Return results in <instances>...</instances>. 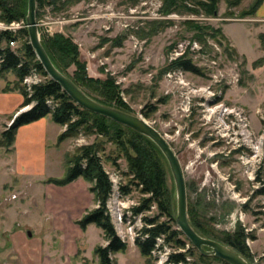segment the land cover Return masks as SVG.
Wrapping results in <instances>:
<instances>
[{
  "label": "rangeland",
  "instance_id": "1",
  "mask_svg": "<svg viewBox=\"0 0 264 264\" xmlns=\"http://www.w3.org/2000/svg\"><path fill=\"white\" fill-rule=\"evenodd\" d=\"M230 1L234 0H219L215 16L203 11L164 14L162 0H75L58 7L37 3V22L41 39L59 32L72 37L90 76L114 77L130 113L145 117L144 111L149 112L145 118L166 136L180 159L188 209L198 212L202 228L221 237L244 229L251 260L244 257L252 264H264V33L254 36L246 22L226 26L245 55L227 38L213 36L210 29V34L197 38L185 23L191 19L222 29L225 23L251 16L241 13L255 0H241L238 5ZM14 22L17 30L27 28L24 20ZM20 45L16 41L11 46ZM177 48L178 55L174 53ZM185 55L196 71L169 67ZM74 70L75 65L68 69L71 74ZM173 70L177 76L171 80L167 74ZM26 108H19V113ZM9 126L0 127V136ZM47 135L48 147L39 162L43 168L37 174L64 176L67 153L97 142L102 145L98 154L106 172L115 174L121 186L134 177L127 173L124 152L109 136L82 130L79 136L53 145ZM11 157V149L0 146V264H99L95 248L107 244L102 229L90 224L86 234L77 231V220L97 207L94 196L85 193L91 198L86 210L82 205L65 206L67 212L62 206L57 210L52 201L57 192L45 184L47 177L15 171L6 160ZM164 164L176 218L175 180L166 157ZM130 188L114 201L115 211L121 208L126 213L148 196L139 186ZM158 214L157 205L144 213ZM160 220L169 219L163 216ZM144 224L142 215L133 214L114 224L128 244L125 252L113 254L117 264H150L135 244ZM171 224L178 228L177 222ZM158 241L164 244L163 239ZM175 249L172 244L164 245L155 251L152 264H164ZM188 259L197 264H225L213 256L200 259L198 250Z\"/></svg>",
  "mask_w": 264,
  "mask_h": 264
},
{
  "label": "trees",
  "instance_id": "2",
  "mask_svg": "<svg viewBox=\"0 0 264 264\" xmlns=\"http://www.w3.org/2000/svg\"><path fill=\"white\" fill-rule=\"evenodd\" d=\"M240 1L234 0L229 3L238 5ZM74 2L75 0H37L39 5L48 4L56 7L58 5L67 6ZM262 2L263 0H255L249 9L241 13L242 17L254 15ZM218 3L219 0H162L160 11L164 14L203 11L207 15L215 16L218 12ZM0 11L1 21L7 23L26 21V0H0ZM185 23L196 31L197 38H202V34H210L207 31L210 29L213 36L219 35L224 40L226 39L221 28L206 27L191 19L186 20ZM261 36V39H264L263 34ZM11 41H20V47L13 48L10 45ZM42 42L57 67L88 95L105 105L131 112L129 105L121 96L122 89L114 77L107 76L103 79L89 75L86 62L80 59L79 46L71 36L59 32L54 36H43ZM0 59V77L5 78L8 72H13L16 76L14 81L7 82L3 90H19L24 96L21 108L32 104L30 109L17 114L12 124L1 133L0 146L12 147L19 127L48 115H51L55 123L66 126L58 137V144L79 136L82 130L86 133L96 131L109 136V139L118 144L128 160L129 172L127 173L134 175L129 180V184L121 186V193L128 194L131 191L130 185H135L141 187L143 193L148 194L137 206L132 207L133 216L142 215L145 223L140 229V234L135 238V244L141 255L152 264L156 258L155 251H161L164 245L172 244L176 249L168 253L164 264H197L196 261L190 262L188 259L189 256H195L197 249L180 229L173 228L171 224L176 222V218L172 214L171 196L167 187V172L164 164L165 157L160 148L149 137L138 131L77 104L63 90L60 83L48 76L30 44L26 27L17 31L0 30ZM71 65H75L72 74L68 71ZM169 67H182L187 71L198 69L191 59L186 58V55L173 61ZM34 71L38 72L43 79L32 86L30 93L23 80ZM144 115L147 118L150 117L149 112L144 111ZM101 150L102 145L96 142L78 147L73 154L67 153L64 176L50 177L46 182L64 186L82 178L90 184L89 190L94 196L97 207L86 210L85 214L77 220V224L84 231L90 224L101 228L107 244L98 245L95 248L99 264H117L113 254L125 252L128 244L116 231L108 212L107 201L112 193L113 184L98 154ZM153 205H157L159 214L153 217L144 215L146 211L152 209ZM188 213L192 226L201 235L221 241L251 260L250 249L246 244L247 234L244 229L227 233L226 236H217L202 228L198 220V212L193 207L188 209ZM163 216H167L169 220L161 221L160 218ZM159 238L163 239V245H160ZM189 244L190 247H187ZM211 256L221 259L215 255L206 256L199 252L200 259L204 260ZM224 263L229 264L226 261Z\"/></svg>",
  "mask_w": 264,
  "mask_h": 264
},
{
  "label": "water",
  "instance_id": "3",
  "mask_svg": "<svg viewBox=\"0 0 264 264\" xmlns=\"http://www.w3.org/2000/svg\"><path fill=\"white\" fill-rule=\"evenodd\" d=\"M26 22L30 44L37 58L48 73V76L60 83L63 90L67 92L77 104L91 112L108 117L138 131L149 137L160 148L169 163L175 180L177 198L176 222L178 229H180L190 242H192L193 246L203 255L218 256L229 264H252L231 246L216 239L201 235L192 226L188 214L187 184L184 169L177 153L166 136L144 116L129 113L97 101L57 67L41 39L37 22V0H28ZM29 235H31L30 232Z\"/></svg>",
  "mask_w": 264,
  "mask_h": 264
},
{
  "label": "crops",
  "instance_id": "4",
  "mask_svg": "<svg viewBox=\"0 0 264 264\" xmlns=\"http://www.w3.org/2000/svg\"><path fill=\"white\" fill-rule=\"evenodd\" d=\"M236 22L249 23L248 29L253 32L252 34L254 36L259 33H264V0L258 7L254 15L245 18L243 21H231L222 25L223 33L231 46H233V48H235L238 52L247 55L245 52H241L238 49L233 38L228 34L226 30V26L228 24ZM13 75V72H8L5 78L0 77V127L6 125L9 126L11 124L12 120H10V118L13 115L19 114L18 110L19 108H21V104L24 100V96L19 90H3L8 81H13ZM30 108L31 107H28L23 110H27ZM65 129V126H61L55 123L51 115L19 127L17 130L15 143L12 147L9 148L11 149L12 157L9 159L6 158V160L11 161L15 171H17L18 169H23L26 172H31L35 177H47L44 180L45 184H51L54 187V190L57 192L54 198H52V201L54 200L55 203H57L55 205L58 207L57 210H59L60 206H62L63 211L67 212L65 206H68V208L72 206L73 208V205H82L81 208H84L86 210L87 208L85 207L89 205L88 199H91L89 198V196L93 194L90 192L89 185L84 179L78 178L77 180L67 185L59 186L54 183L46 182V180L52 176H42L40 174H37L40 172L38 171L39 168H43V165H41V163L39 162L43 158L41 154H44L45 150L48 147L47 134L50 133V138H53V145H56L58 143L59 135ZM85 193H87L89 196H87ZM77 231L81 232L82 234H86L87 230L84 231L79 226Z\"/></svg>",
  "mask_w": 264,
  "mask_h": 264
},
{
  "label": "built area",
  "instance_id": "5",
  "mask_svg": "<svg viewBox=\"0 0 264 264\" xmlns=\"http://www.w3.org/2000/svg\"><path fill=\"white\" fill-rule=\"evenodd\" d=\"M14 25H15V22L7 23V22L0 21V30L17 31V28H15ZM14 43H15L14 41L10 42L11 45H13ZM181 47H182V44H180L179 49ZM177 51H178V48L174 50V53L176 55L179 54ZM0 61H1V59H0ZM176 73H177V71L173 70V71L168 72L167 76L172 80L173 78H175L177 76ZM41 81H42V76L38 72L34 71L24 78L23 83L26 85L27 90L31 93L32 92V86L34 84L41 82ZM26 107H32V104L27 105ZM107 173L109 174L110 180L113 184L112 193H111V195L107 201V208H108L109 214L111 215L113 223L118 225L124 221V218L127 219V218L131 217L132 210H128L126 213L123 212L124 210H122L121 208H118L116 211L114 210V208H113L114 201L116 199H119L122 197L121 184L119 182L118 177L115 176V174H110L109 172H107ZM159 240H161V239L159 238ZM159 243H160V241H159Z\"/></svg>",
  "mask_w": 264,
  "mask_h": 264
}]
</instances>
